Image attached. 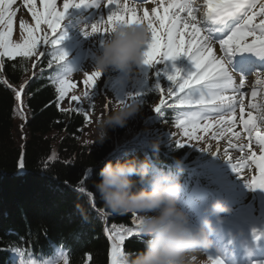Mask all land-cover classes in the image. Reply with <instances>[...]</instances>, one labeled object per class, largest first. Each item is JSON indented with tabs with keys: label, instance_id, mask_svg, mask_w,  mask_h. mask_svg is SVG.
Wrapping results in <instances>:
<instances>
[{
	"label": "trees",
	"instance_id": "trees-1",
	"mask_svg": "<svg viewBox=\"0 0 264 264\" xmlns=\"http://www.w3.org/2000/svg\"><path fill=\"white\" fill-rule=\"evenodd\" d=\"M2 62L0 264H6L7 257L14 254L7 249L16 247L23 249V257L38 263L64 251L67 264H111L113 233L118 230H124L123 251L143 248V237H129L126 231L129 228L137 231V216L111 213L95 193L99 170L105 159L115 162L147 156L159 163L182 158L187 146L167 145L162 136L150 135L147 130L132 140L126 133L122 135L121 129L110 145L101 144L92 149L82 145L79 136L87 122L86 115L72 107H60L59 83L64 63L51 61L50 65V56L45 54L38 63V70L23 87L21 110L29 137L20 148L14 135L15 89L29 72L30 57H3ZM5 80L11 86L5 84ZM141 93V105L153 103L154 90L145 87ZM162 117L171 123L172 110L164 109ZM153 139L160 140L158 153L150 148ZM114 143L122 147L109 153ZM77 203L89 211L86 222L76 211Z\"/></svg>",
	"mask_w": 264,
	"mask_h": 264
},
{
	"label": "snow or ice",
	"instance_id": "snow-or-ice-1",
	"mask_svg": "<svg viewBox=\"0 0 264 264\" xmlns=\"http://www.w3.org/2000/svg\"><path fill=\"white\" fill-rule=\"evenodd\" d=\"M25 7L31 13L36 21V29H40V25L46 24L51 31L50 43L59 45L61 40L65 38L66 33H61L62 21L69 8L80 7L87 3H96V0H63L62 9L57 6V0H40L42 9L37 7L36 0H23ZM157 6L151 9L153 15H149L147 9L144 10L143 16L136 15V9L130 8L127 4L121 5L120 0H106L105 7H112L107 15L106 20H100L91 24V31L87 30V25L82 27L85 36H90L103 31L105 34L118 23L130 22H146L151 33V38L147 44L144 53V64L153 65L160 62L157 55H161L162 59L175 60L177 57L187 56L192 64V70L186 75H181V70L176 69L173 74L168 76L172 81V85L167 89L169 98L175 97L174 107L187 106L188 111L180 113L184 119L178 123L184 129V133L191 139H202L196 137L195 131L198 129L202 120L208 119V113H224L230 112L227 118L219 115L216 123L224 126L238 140H241L240 132H232V128L236 121L235 105L237 103L236 92L245 84V77L241 75L239 85L233 75L235 69L231 67L232 57L234 54L241 52H252L256 56L264 58V0H203V7L198 5L197 0H171L168 7H165L161 15L158 11L163 6L165 0H155ZM16 0H0V25L6 26V30L0 28V56H8L9 58L16 55L28 56L31 50L37 45L38 39L49 42L47 33L41 38H32L31 41H25L24 45L14 44L9 37L12 34L13 20L16 16L17 9L13 7ZM115 5V7H113ZM172 9L171 15L169 10ZM175 9H178L176 11ZM186 12L187 16L181 17L180 13ZM200 13L198 18L197 13ZM259 17V20H257ZM159 21V27L155 26V21ZM181 21L183 26L181 27ZM21 27L25 24L21 21ZM31 29H29L31 35ZM218 36H222L217 40ZM187 37V39H185ZM103 41H101L102 43ZM218 43L219 50L223 55H216L214 45ZM26 49L20 51V49ZM161 49L163 50L161 52ZM67 53L63 49H59L54 56L57 62H63ZM3 62L0 61V67ZM51 65V61H50ZM243 72V68L241 69ZM68 75V74H66ZM103 75L101 72L92 71L90 74L85 72L86 79L84 84L95 87L98 78ZM256 83L264 85V69H257L254 73ZM60 94L63 95L69 84L67 79H61ZM157 88L160 85L157 84ZM231 91L232 95L227 93ZM163 93V89H161ZM182 94V95H181ZM17 97L20 93L17 92ZM142 93L137 92L133 95V99H138ZM257 92L252 91L255 97ZM166 101L161 98L160 103L155 106L154 111L161 113V106ZM250 107L257 109L259 115H253L248 112L247 119L244 118L245 105L243 98L239 99L240 120L243 125V131L248 134V144H244L241 140L239 145L244 155L237 163L231 162V157L227 149L224 151L225 157L231 163L233 171L240 175L245 166L251 167L255 165L258 175L252 176L251 179L244 178L248 186L252 189H264V131H261L258 121L264 123V105L250 104ZM189 126L191 131L188 130ZM211 124H205L204 129L207 131ZM214 136L223 135V132L214 133ZM253 138L259 146V155L251 147ZM178 147H182L183 143L176 141ZM231 137H229V147H233ZM202 151L212 152L211 148L201 149ZM249 161L251 163H249ZM20 167H23L21 159ZM124 230H118L113 233L114 243L112 244L111 264H119V257L123 251L122 244L125 242ZM129 237L142 236L138 231L133 232L127 229ZM257 238H259L257 236ZM13 251L18 257L24 255L23 249L16 247L7 249ZM67 264V258L64 257ZM20 264H25L23 259ZM27 264H38L36 260H30ZM42 264H50V262H42ZM213 264H222L219 258L213 259Z\"/></svg>",
	"mask_w": 264,
	"mask_h": 264
},
{
	"label": "rangeland",
	"instance_id": "rangeland-1",
	"mask_svg": "<svg viewBox=\"0 0 264 264\" xmlns=\"http://www.w3.org/2000/svg\"><path fill=\"white\" fill-rule=\"evenodd\" d=\"M36 4L38 8L42 9V5L40 0H36ZM126 2V3H125ZM106 0H96V3H87L83 4L81 7H72L69 8L64 20L62 21L61 33H66L65 38L61 41H65L67 45L70 47L60 48L66 51L67 56L64 60L66 66L68 65L65 73L68 74L71 72L72 74L66 75L63 79H67L70 87L67 88L65 93L63 94L61 107L62 108H75L78 110H82L87 116V122L81 129V133L79 136V141L82 145L87 146L88 148H95L101 144H111V140H114L118 136V131L121 129L124 133L133 137L137 132H141L147 130L149 134L154 135L156 137L164 136L169 142L179 141L180 143H190L189 145L196 146L200 150L211 148L212 152H217V147H227L229 145V137H231V143L234 145L232 149H228L229 153L236 154L238 156H243L244 153L241 151L240 147L236 146L241 143V140L244 144H248V134L243 131V125L240 122H236L232 128V132H240L241 140L233 139V135L231 132H228L224 126L216 123L219 118L206 120L201 123V126L196 129L195 136L202 137V139H191L189 140L188 136L185 135L184 129L179 126V124H168L165 121L158 120L160 119V115L158 112L154 111L153 103L152 104H142L140 111L129 120V122L124 127H115L108 129V135L103 142L96 141V124L102 119L108 112L111 111L114 104L120 103L122 100L127 101L128 97L127 93L132 92L133 94L137 92H142L143 86L149 85L158 91V94H163L161 98H163L166 103L164 105H170L172 98H169L167 95V89L170 87L166 83V76L169 74H173L176 69H178V65L175 60L171 59H162L161 55H157L156 59L160 60V62L155 63L153 65H145L142 64L139 66L137 72L134 75L126 74L122 71L110 70L108 72L103 73V75L98 78L95 87H91L83 83L86 79L84 73H91L93 71V66L95 62V54L101 49V41H103L105 37V33L103 31L85 36L82 27L87 25V30L91 31V24L104 18L106 20L107 15L112 10V7H105L104 4ZM121 5L127 4L130 8L136 9V15L138 17H142L144 10L147 9L149 11V15H153L151 13V5L153 4V0H120ZM156 6V5H155ZM154 6V7H155ZM17 9L16 16L13 20V29L12 34L9 39L14 44L24 45L25 41H31L32 38H41V33L45 32L49 36V41L51 39V31L48 29L46 24H41L40 29H36V21L32 17L31 13L27 10L24 5L23 0H16V3L13 5ZM61 6H58L60 9ZM115 7V5H113ZM24 10L27 14L26 16H21L20 11ZM178 11V10H176ZM181 17L187 16L186 12L180 13ZM199 18L200 13H197ZM259 20V17H257ZM21 21L24 22L25 27H21ZM146 23V22H145ZM155 26L159 27V21H155ZM183 26V21H181V27ZM4 30H6V26H2ZM31 29V35L29 32ZM187 39V37H185ZM49 42H45L43 46H39V39L37 45L34 49L31 50L30 59H36V56L39 50H42L44 47L48 45ZM218 44V43H216ZM214 46H217V45ZM77 47V48H75ZM218 48V47H217ZM26 49L22 48L20 51H24ZM2 51V49H0ZM76 51V52H75ZM163 50L161 49V52ZM220 52V50H219ZM221 53V52H220ZM221 55H223L221 53ZM234 56V55H233ZM184 55L178 57V64L180 67L184 65ZM233 59V57H232ZM173 61V64L170 62ZM249 64V63H247ZM249 66V65H248ZM193 67V66H192ZM184 68V67H183ZM154 70H157L155 75ZM181 70V69H180ZM192 70V68L190 69ZM255 72H252L249 75H243L245 79L246 86L240 87L236 94L240 96H244V94L248 93V87L253 83L252 77ZM184 73V69L181 70V75H186ZM233 75L236 79L237 85L239 84V80L241 78V74L237 72H233ZM24 76L23 79H25ZM157 77V78H156ZM109 78V82H108ZM22 79V80H23ZM157 84L160 85V88H157ZM163 89V93L161 92ZM264 89V86L256 90L257 93H260ZM229 91L227 94L230 95ZM141 97L139 99L141 100ZM105 98L109 103L107 106L101 105L100 100ZM258 99H264V95H259ZM245 100L243 99V102ZM155 102V100H154ZM245 105V104H244ZM260 105V104H258ZM103 106V107H102ZM246 106V105H245ZM163 107V105L161 106ZM106 109L104 112L102 109ZM252 110L253 108H250ZM253 111V110H252ZM236 112V121L239 116V102L235 105ZM247 114V109L244 111ZM230 115V112H227L225 117ZM259 115V112H257ZM147 117H152L151 121L147 124L143 121V119ZM23 112L14 108V122H15V141L18 147L21 148L23 142L27 140L29 137L28 130L23 126ZM211 124V127L205 131L204 125ZM259 124V123H258ZM191 131V127L188 128ZM223 132V135L214 136V133ZM25 135L24 138L22 135ZM113 142V141H112ZM113 146V145H112ZM251 147L257 152L259 155V146L255 143V139L253 138V142ZM111 149V148H110ZM109 149V150H110ZM202 151V150H201ZM205 152L208 156H213L215 158V165L218 174L221 176H225L224 170L220 169V154H213L211 152ZM110 153V151H109ZM250 162V161H249ZM251 163V162H250ZM250 168L252 176L257 174V169L255 165H252ZM233 192L237 196L240 197V200L234 202V200H228V206L232 203L235 206V209L242 208L243 206L248 207V217L244 220L236 221L235 226L236 229L234 231H230V219L233 214L232 211H228L225 215V218L220 220V223L213 222L215 226V231L211 236L212 246L205 253L206 255L211 256L215 259L213 252L216 251L221 244L225 241L230 242L234 239H252L256 237V234L261 232L262 227L264 226V198L259 200L258 192H252L251 199L246 197V190H241L237 192L235 188H233ZM188 202H193L195 207L189 211L192 218L198 217L199 213L205 215L204 207H197V203L195 200H192L190 197L187 199ZM230 208V207H229ZM244 208V207H243ZM228 217V218H226ZM195 221V220H194ZM198 223V222H196ZM231 233V234H229ZM213 235H216L215 237ZM216 245V247H214ZM211 252V253H208ZM213 259L211 264H213Z\"/></svg>",
	"mask_w": 264,
	"mask_h": 264
},
{
	"label": "clouds",
	"instance_id": "clouds-1",
	"mask_svg": "<svg viewBox=\"0 0 264 264\" xmlns=\"http://www.w3.org/2000/svg\"><path fill=\"white\" fill-rule=\"evenodd\" d=\"M151 38L147 23H118L105 35L101 49L95 54L93 71L110 70L134 75L144 64V53ZM72 73L69 72L70 76ZM127 93L128 100L114 104L96 124V141L103 142L109 128L124 127L141 108V102ZM159 139L150 141V148L158 153ZM175 171L158 168L145 156L113 162L105 159L95 181V193L113 214H135L137 231L142 234L143 248L122 251L119 264H211L206 255L212 246L215 231L212 217L217 220L230 209L222 199L211 201L205 215L196 223L188 211L180 206L183 159H174ZM135 177V179L133 178ZM81 220L89 218L88 209L75 205ZM55 264H66L58 260Z\"/></svg>",
	"mask_w": 264,
	"mask_h": 264
},
{
	"label": "bare ground",
	"instance_id": "bare-ground-1",
	"mask_svg": "<svg viewBox=\"0 0 264 264\" xmlns=\"http://www.w3.org/2000/svg\"><path fill=\"white\" fill-rule=\"evenodd\" d=\"M171 2V0H165V2H164V4H163V6L162 7H160L159 9H158V11H159V13L160 14H163L164 12H163V10H164V8L165 7H168V4ZM37 3V2H36ZM157 6V4H156V2L154 1L153 2V4L151 5V7H154V6ZM57 6H61L60 7V9H62V6H63V0H57ZM155 6V7H156ZM111 7V6H110ZM20 15L21 16H26L27 14L24 12V10H21L20 11ZM214 52H215V54L216 55H219V52L214 48ZM242 54H246V57H248L249 55H252V56H256V54L255 53H245V52H241L240 53V55H242ZM236 60L237 61H242V63H244L245 61H247V58H244V59H242L240 56H239V58H236ZM100 102H101V105H103V106H107L109 103L107 102V100L105 99V98H102L101 100H100ZM102 106V107H103ZM17 110H21V103H19V102H17ZM104 112H106V109L104 110V108L102 109ZM24 117H23V120H22V122H23V126H24ZM233 139L234 140H236V137L234 136L233 137ZM133 140V139H132ZM221 153L222 154H224V151L223 150H221ZM226 158V157H225ZM234 176L236 177V178H238L239 180H242V177H243V173H242V171H241V173H240V175L238 174V173H236V172H234Z\"/></svg>",
	"mask_w": 264,
	"mask_h": 264
}]
</instances>
